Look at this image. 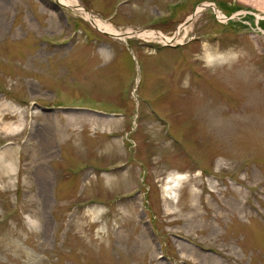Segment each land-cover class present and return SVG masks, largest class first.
<instances>
[{
	"label": "rangeland",
	"instance_id": "rangeland-1",
	"mask_svg": "<svg viewBox=\"0 0 264 264\" xmlns=\"http://www.w3.org/2000/svg\"><path fill=\"white\" fill-rule=\"evenodd\" d=\"M77 1L183 43L0 0V264H264V3Z\"/></svg>",
	"mask_w": 264,
	"mask_h": 264
},
{
	"label": "bare ground",
	"instance_id": "bare-ground-1",
	"mask_svg": "<svg viewBox=\"0 0 264 264\" xmlns=\"http://www.w3.org/2000/svg\"><path fill=\"white\" fill-rule=\"evenodd\" d=\"M257 3L261 4L264 3V0H255ZM58 4H62L65 6H69L72 7L76 10L82 11L84 12V14L86 15V17L91 21V23L100 31L103 32H108L111 33L113 35H117L120 34V31L118 29H116L111 23L103 20L102 18H99L97 16L91 15L89 13H85L84 9L82 8V6L78 3L77 0H57ZM216 13L218 15V17L222 20H224L225 18L223 17V13L221 10L216 9ZM124 33H127V35L130 37L133 33H135L138 37H144V36H149V37H159L164 44L167 43L168 41H173L176 40L178 43H183V37H167V36H162V35H157V33H155L154 31H137V32H133V30H131V28H127L126 30H124ZM208 59L212 58L211 54H207L206 56ZM3 157V153H0V159ZM6 165L9 167V170H14V164L12 161H7ZM177 175V174H176ZM178 177L182 178V174L179 173V175H177ZM42 178V177H41ZM44 180H46V175L43 178ZM173 179V175H170L169 178H167L166 182H165V186L163 188L164 193L166 194L167 197H170V194L172 192V190L175 188V179Z\"/></svg>",
	"mask_w": 264,
	"mask_h": 264
}]
</instances>
